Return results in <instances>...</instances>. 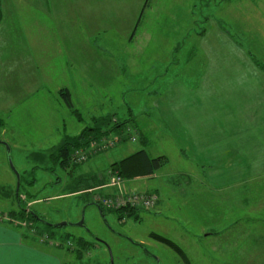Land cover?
Segmentation results:
<instances>
[{
    "label": "rangeland",
    "instance_id": "rangeland-1",
    "mask_svg": "<svg viewBox=\"0 0 264 264\" xmlns=\"http://www.w3.org/2000/svg\"><path fill=\"white\" fill-rule=\"evenodd\" d=\"M237 1L5 0L0 141L10 154L0 144V224L63 264H111V256L114 264H264V150L198 157L164 124L182 121L191 98L201 101L203 121L211 114L204 103L237 110L248 98L246 70L264 73V0H246V12ZM201 80L196 99L185 88ZM98 128L113 129L108 138L118 145L62 169L64 140ZM141 150L168 163L152 177L123 180L112 165ZM9 158L23 208L66 227L21 216ZM115 177L121 190L156 196V205L123 220L105 207L101 214L96 197L117 191Z\"/></svg>",
    "mask_w": 264,
    "mask_h": 264
},
{
    "label": "crops",
    "instance_id": "crops-1",
    "mask_svg": "<svg viewBox=\"0 0 264 264\" xmlns=\"http://www.w3.org/2000/svg\"><path fill=\"white\" fill-rule=\"evenodd\" d=\"M149 1L146 0L144 6ZM4 4L5 0H2L3 21L6 13ZM236 9L246 12V0H238ZM140 22L141 20L139 19L135 27H139ZM247 64L249 66L251 65L249 60ZM262 74L259 70L257 71L253 68L246 70V75L252 78H246L248 81H246L248 98H246V103L238 106L237 110L232 105V109L229 111L224 105L223 109L218 111L220 110L218 108L219 103H204L205 108H207L206 113L209 109L211 114L203 121L204 117L200 114L202 111H200L201 107L199 106L202 105L201 101H192L191 98L187 105L188 112L185 111V108L183 110L184 106L180 103V111H185L187 115L184 117L181 116L182 121L180 122L174 119H169V122L164 121V124L168 123L167 128H169V134L174 136L179 131V139L181 140L177 139L180 142V148H192L196 150L194 154L198 157L258 156L264 150L262 149L264 145L260 144L261 140H264V136H261V134H264V103L261 102L264 99V91L260 89L264 87V73ZM252 81H255V84L259 87H251V83L249 82ZM200 84L192 90L185 88V91L190 94L192 93L191 95L199 99L201 96L199 94L205 91L203 90V80H201ZM233 84L235 86L237 85L235 82ZM250 91H258V94H262V97L258 98V95L251 97L249 94ZM103 125L106 126L104 123ZM168 138L171 140V136L168 135ZM206 161L205 159L202 160L205 165ZM210 162H213V160ZM104 189L107 194L113 191L109 188ZM24 237V235L18 233L15 229L0 224V264H63L58 255L37 246L40 243L28 244Z\"/></svg>",
    "mask_w": 264,
    "mask_h": 264
},
{
    "label": "trees",
    "instance_id": "trees-1",
    "mask_svg": "<svg viewBox=\"0 0 264 264\" xmlns=\"http://www.w3.org/2000/svg\"><path fill=\"white\" fill-rule=\"evenodd\" d=\"M3 21V9H2V0H0V26ZM63 98L65 99L66 105L69 109L73 110V104L71 102V97L68 92H61ZM2 126V122L0 120V127ZM117 127V126H114ZM115 130V129H114ZM113 129L107 133L101 132L100 129H85L82 134L73 138L67 137L62 146L58 148V159L62 169L68 170L70 168H76L80 165H75L72 163V156L76 150L83 149L88 147L93 141L99 140L106 134V137H109ZM119 136V134H117ZM87 139V140H86ZM85 140V141H84ZM168 163V159L166 157H158V158H151L146 150H141L130 156L122 159L121 161L112 165V169L116 172L119 177H121L125 181H136L141 180L144 178L152 177L155 173L161 170L165 165ZM17 204L19 209L21 210V216L27 215L28 220L33 222H38L33 217L25 211L23 208V203L20 199H17ZM96 204V203H95ZM97 205V204H96ZM101 207L102 212L103 207ZM136 210H127L125 212H118L121 216L120 219L123 220L124 216L132 217L136 215ZM25 217V216H24ZM42 219V218H41ZM152 238L159 243L166 245L167 247L173 249L175 252L180 254L184 259V253L182 250L175 244L172 243L169 239H166L159 235H152ZM79 243L87 247V243L83 241V239H79ZM187 263V262H186Z\"/></svg>",
    "mask_w": 264,
    "mask_h": 264
},
{
    "label": "built area",
    "instance_id": "built-area-1",
    "mask_svg": "<svg viewBox=\"0 0 264 264\" xmlns=\"http://www.w3.org/2000/svg\"><path fill=\"white\" fill-rule=\"evenodd\" d=\"M100 139L101 141L97 142ZM100 139L93 141L86 148L76 150L72 156V163L75 165L85 164L97 151L98 153L99 151H107L118 145V140L105 136ZM132 140L136 141L135 138ZM119 182H121L120 178L115 177L113 179L112 186L115 187L117 191L111 196L104 195L96 197L99 205L113 212H125L127 210L142 211L153 208L156 205V196L142 194L141 192L121 190L120 185L118 184Z\"/></svg>",
    "mask_w": 264,
    "mask_h": 264
},
{
    "label": "water",
    "instance_id": "water-1",
    "mask_svg": "<svg viewBox=\"0 0 264 264\" xmlns=\"http://www.w3.org/2000/svg\"><path fill=\"white\" fill-rule=\"evenodd\" d=\"M0 144L4 145V146L6 147L8 153L10 154V147L8 146V144L5 143V142H2V141H0ZM9 161H10L11 169H12V171H13L15 177H16V199H18V193H19V190H20V187H21V176H20V174L17 172V170L14 168L13 163H12V161H11V158H9ZM94 205H96V204H94ZM96 206H97V205H96ZM97 207H98V206H97ZM98 209H99L100 213L102 214V210H101V208L98 207ZM25 211H26L28 214H30V215L33 217V219H35V220L38 221L39 223H42V224H44V225H46V226H48V227H51V228H63V227H66V226L68 225L67 223H62V224H59V225H55V226H53V225H50V224L46 223L43 219H41L38 215H36V213H35L34 211H32V210H28V209L25 210ZM77 226H78V227H83V226H84V218L82 219V221H81ZM157 263H159V260H158ZM111 264H114L112 256H111Z\"/></svg>",
    "mask_w": 264,
    "mask_h": 264
},
{
    "label": "flooded vegetation",
    "instance_id": "flooded-vegetation-1",
    "mask_svg": "<svg viewBox=\"0 0 264 264\" xmlns=\"http://www.w3.org/2000/svg\"><path fill=\"white\" fill-rule=\"evenodd\" d=\"M97 206L100 207L99 204H97ZM100 208H101V207H100Z\"/></svg>",
    "mask_w": 264,
    "mask_h": 264
}]
</instances>
